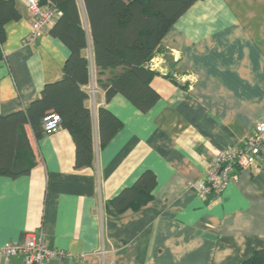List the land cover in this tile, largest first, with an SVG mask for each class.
Returning <instances> with one entry per match:
<instances>
[{
	"label": "crops",
	"instance_id": "1",
	"mask_svg": "<svg viewBox=\"0 0 264 264\" xmlns=\"http://www.w3.org/2000/svg\"><path fill=\"white\" fill-rule=\"evenodd\" d=\"M14 5L19 17L4 24L0 43L2 116L23 111L60 80L69 55L50 31L28 44L26 0ZM82 55L91 164L75 167L64 128L37 138L26 127L35 165L26 175L0 176V246L35 233L72 255L49 264H241L263 248L264 148L261 160L235 171L219 194L200 198L188 183L203 181L217 151L241 147L264 122V0L193 3L153 56L158 74L149 86L158 97L146 111L119 93L107 99L119 70L96 67L90 40ZM101 107L121 123L104 144ZM135 185L145 188L137 198ZM21 262L0 256V264Z\"/></svg>",
	"mask_w": 264,
	"mask_h": 264
},
{
	"label": "trees",
	"instance_id": "2",
	"mask_svg": "<svg viewBox=\"0 0 264 264\" xmlns=\"http://www.w3.org/2000/svg\"><path fill=\"white\" fill-rule=\"evenodd\" d=\"M196 1L81 0L87 19L86 30L78 0H40L41 4L54 3L61 10L62 15L49 31L66 45L69 55L60 80L46 84L40 97L23 111L0 115V176L16 178L29 173L35 159L26 127L34 137H40L42 119L48 112L59 115L60 127L73 139L75 167L89 166L93 130L90 109L85 105L88 93L83 88L89 81V65L82 50L90 40L96 67L101 71L119 70L106 88L107 99L119 93L136 108L146 111L158 97L149 86L158 72L148 64L160 49L168 29ZM18 17L14 0H0V43L4 24ZM165 76L170 77L168 73ZM97 119L99 138L104 144L121 123L102 107L98 109ZM139 187L135 185L133 189L135 198L144 192L145 188ZM241 264H264V247Z\"/></svg>",
	"mask_w": 264,
	"mask_h": 264
},
{
	"label": "built area",
	"instance_id": "3",
	"mask_svg": "<svg viewBox=\"0 0 264 264\" xmlns=\"http://www.w3.org/2000/svg\"><path fill=\"white\" fill-rule=\"evenodd\" d=\"M30 14V33L26 40L28 44L36 41L49 31L62 12L53 3L41 4L40 0H26ZM156 66L152 58L150 68ZM60 129V117L57 113L48 112L42 119V130L45 135H52ZM264 148V122H257L251 135L241 147H228L217 151L212 164L206 171L203 181L188 183L196 187L199 197L206 198L209 194H219L228 184L232 174L237 170H246L257 164L262 157ZM0 256L5 258L20 256L21 264H49L53 259L71 258L65 251L49 248L40 235L28 233L21 243L7 242L0 246Z\"/></svg>",
	"mask_w": 264,
	"mask_h": 264
}]
</instances>
